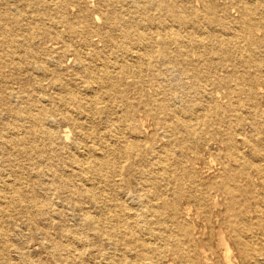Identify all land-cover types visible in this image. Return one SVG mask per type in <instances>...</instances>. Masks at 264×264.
<instances>
[{
  "label": "bare ground",
  "instance_id": "obj_1",
  "mask_svg": "<svg viewBox=\"0 0 264 264\" xmlns=\"http://www.w3.org/2000/svg\"><path fill=\"white\" fill-rule=\"evenodd\" d=\"M4 1L6 6H13L14 9L22 7L26 3L24 0ZM174 1H179L177 4L179 12L175 15V21L180 24H191L193 21L190 20L189 15L184 14L186 8H190L197 17V21L193 25L199 32L203 23L207 22L206 26L219 19L218 12L221 9L230 8L237 12V16H232L226 22L227 25L223 27L236 29L235 35L248 44L247 47L251 54V57L246 61L248 71L244 70L238 80L242 84L238 86L240 94L242 93L248 100L243 107L244 115L250 123L254 122L256 116L264 118V103L261 108L259 106L261 104L250 97L252 91H263L260 83L264 85V73L259 69V66L261 67L264 63V0ZM149 2L152 5H148V10L152 7L169 8L172 1L150 0ZM44 3L51 5V18H57L59 12L65 13L69 9L82 15L86 22L89 23L90 20V28L87 27L88 24L72 27L71 21L65 17L63 29H60L59 26L52 29L48 27L50 24L48 22L45 27L21 33L19 21L14 14L9 17L4 14L0 15V51L15 55L18 62L13 66L17 70L21 69L19 63L20 61L22 63L23 60L28 68L35 73V76L49 75L44 79L48 81L47 84L52 91L49 96L42 93L41 95L49 97L52 103L55 102L51 103L48 108L39 107L40 111L34 108L35 112L25 114L26 121H33L35 125L26 127L24 130L31 134L41 131L49 136L56 135L60 121L51 114L50 110L54 109L60 111L66 123L70 119L74 124H79L82 129L80 134H97L105 137L106 141L107 138H110V141L103 146L100 143L96 148L92 144L93 152L97 153L93 159L94 167H90L89 154L85 153V149H82L83 152L80 151L79 160L69 161L66 165V171L69 172L71 179H66V182L62 180L60 170L54 169L50 172L51 176L57 180L54 183V189L63 194L65 200L62 201L66 202L70 209L72 208L81 215V223L76 224L77 226H74L72 230L69 229V235L64 234V228H61L57 235L60 240L50 241L47 239L45 244L51 248L63 250V242L67 238L70 239L73 248H69L68 252L75 254L74 250H77L75 259L79 261V264H134L140 259H148L149 264H157L158 257L153 258L149 255L152 250L151 246H148L151 244L150 239H143L141 235H138V231L140 232L141 226H143L146 228V233H149L152 224L158 225L160 231L163 223L162 215L165 214L167 218L173 220V214L177 210L176 199L185 197L196 203L195 214L202 221V230L199 231L201 235L190 238L189 245L185 247L179 241L167 240L162 233L155 232L154 234V239L161 243L164 250H169L170 255L178 257V261L174 264H264V231H261L264 230L261 229L264 228V218L259 219L255 213L253 219L248 215L249 211L255 210L257 200L248 199L246 193H252L250 187L239 188L244 197L238 201L234 199L232 192L227 191L228 167L222 159L223 155L231 156L241 164L240 171L252 168L258 173L257 162L264 161V144L261 140H243L241 142L243 146H248L250 149L244 151L238 145L234 148L230 147L225 143L224 138H222L221 148H213L202 137L188 143L185 142L187 140L184 137H177V141H172L170 146V152L174 157L172 162L158 159L151 164L147 161L148 164L144 169H137L131 165L121 166L119 160L114 156L120 151L122 143L126 140L124 136L119 135L120 133L128 135L126 137L139 136L135 123L137 118L133 109V100L141 101L142 94L129 96L126 89L142 86V79L139 78L137 72L163 73V69L152 68L149 65L151 57L158 58L159 56L160 59L161 56L164 59L170 57L172 66L176 69L172 74L175 80L182 82L183 79L190 78L200 80L203 84L209 82L208 76L215 72V67L204 59L205 56L197 62L190 59L193 54L199 51L194 38H183L178 28L171 31V25H178L175 21L165 23L161 20L158 22L163 32L159 37L150 39L141 33L134 37L127 26L135 23L132 9H139L136 7V5L139 6V2L137 3L136 0H110V2L97 0V3L93 2L94 4L92 0H48ZM37 16L32 15V18L37 20L41 18ZM159 17L160 15L149 16L147 21L154 23L153 19ZM48 20L55 24L60 21L58 19ZM167 28L169 30H166ZM51 35L59 40L50 43L43 40V37ZM93 35L98 36L103 42L101 47H97L91 38ZM40 41L51 47L47 48L45 55L38 57L34 54V45L35 43L39 44ZM59 43L61 46L58 45ZM78 48L82 49L78 50ZM63 51H67L66 57L73 60L70 68L62 63L63 55L61 53ZM255 53L260 56L259 66L253 58ZM202 60L203 63H199ZM74 63H76L75 67ZM166 70L168 71V69ZM132 73L135 78L129 76ZM233 74L218 78L216 83L227 85L232 80ZM200 76H204V79ZM40 77L39 79L42 80ZM128 77L132 79L128 80ZM40 83L42 84V82ZM117 83L121 88L117 86ZM251 83H254L255 88L249 87ZM155 94H157V87L151 97ZM29 99L32 101L35 98L31 96ZM5 103L6 100H3V105ZM96 103L101 106L97 108ZM118 103L126 106L121 107ZM169 106L172 105L165 100L158 103L161 110L170 109ZM170 110L168 125L172 129L170 131L172 134L175 133L174 129L177 126L186 127L191 120H194L193 117H190L191 114H185L186 119H183L184 117L181 119L179 110L176 108ZM247 111L250 116L246 113ZM20 112H16V115L20 116ZM148 114H150V109H148ZM101 117L105 119L103 127L98 126V119ZM44 120H47L48 125H56L55 127L58 129L50 126L42 127L40 124ZM200 120L202 121V119ZM113 121L116 123L115 127L120 131L119 134L111 133L107 126ZM124 122L127 123L126 126L121 127ZM66 123H63L60 130L63 143L69 139ZM163 123L162 121L160 127ZM262 125L264 127V124ZM140 126H144V123H139ZM117 134L118 136H116ZM77 135L78 133L75 134V137ZM153 135L154 131L149 134V137ZM149 137L147 141L151 149L157 139L151 140ZM74 140L73 142H75ZM73 142L69 145L64 143L65 152L75 150ZM133 142L134 140H131V143ZM30 146L36 147L32 143ZM204 149L206 154L202 153ZM216 151L223 153L217 160L220 164L219 173L222 170L220 174L222 178L206 182L204 180L209 178L213 166L210 153L214 154ZM73 164H77V166H73ZM43 173V170L35 171V174ZM30 174L27 173V177ZM248 174L250 175V172H247L246 177H249ZM165 175L168 177V183L172 184L170 189L165 188L164 184L160 182L161 178H165ZM96 178L97 187H95L94 181ZM190 182L200 188H195ZM28 184V190L31 191L28 195V206L38 207L37 213L45 215L50 220L46 224L47 229L57 227L58 224L54 218L64 217L57 206L60 204L67 207V205H64L62 201L59 204H56L58 201L53 203V192L48 193L47 201L44 199L43 202L37 199L36 193H33L36 185L32 182ZM40 188L43 193H47L46 186ZM21 192H24L23 188L16 186L14 180L4 179L0 183V203H5L8 207L9 203L18 198ZM7 194L12 195L7 196ZM260 195L263 196L260 202L264 206V183ZM166 205L169 207V211L166 210ZM3 208L1 207L0 210ZM190 211L191 208L188 206L182 209L183 219L191 217ZM262 213L264 217V208ZM3 229L4 227L1 226V252L5 254L9 249H14L16 252L22 251L24 244L19 242L18 238L10 239ZM80 230H91L92 234L97 237V243L101 242L108 248L106 250L101 248L100 253L97 254V248L85 247L86 241L79 236ZM140 236L142 240H139ZM60 254L65 260L63 252ZM107 260H111V262L108 263Z\"/></svg>",
  "mask_w": 264,
  "mask_h": 264
},
{
  "label": "rangeland",
  "instance_id": "obj_2",
  "mask_svg": "<svg viewBox=\"0 0 264 264\" xmlns=\"http://www.w3.org/2000/svg\"><path fill=\"white\" fill-rule=\"evenodd\" d=\"M44 1L48 0H24V3L26 2L23 4L24 6H19L17 9H14L13 6H6L4 0H0V15L4 14L6 17H9L14 14L19 21L18 24L21 33H25L28 30H36L38 27H45L48 25V22L50 23L48 27L52 29L57 28V26L63 29L65 17L71 21L72 27L88 24L87 27L90 28L89 19H87L89 20L88 23L83 19L82 15L76 14L75 11L69 9L67 12L65 11V13L59 12L56 16L57 18H54L60 20L59 23H53L48 20H54L51 18V5L44 3ZM95 1L97 3V0H92V3ZM136 1L137 3L139 2V6L136 5L139 9H132L135 23L127 26V29L134 37H136L138 33L150 39L151 37H159L163 30L158 20L165 23L175 21V15L179 12L177 7L179 1L175 2L174 0H170L172 1L171 7L166 9L152 7L149 8V10L148 5H152L149 2L150 0ZM225 1L229 2L228 0ZM108 2H110V0H108ZM36 14L41 18L38 20L33 19L32 15L35 17L37 16ZM184 14H188L190 20L193 22L191 24H180L175 21L178 25H171V31L178 28L183 38L193 37L194 41L198 44L199 51L192 55V58H190L191 61L197 62L205 56L204 59L215 67V72L209 74L208 83L206 82L203 84L200 80H192L190 78L183 79L181 82L180 80H175V77L172 75L175 73L176 69L172 66L173 63H171L170 57L166 59L162 56L161 59L159 56L158 58L151 57L149 65L152 68L163 69V73L137 72L139 78L142 79V86L140 88L129 87L126 89L129 96H135L138 93L142 94L141 101L133 100V109L137 118L135 123L138 127L139 136L134 138L126 137L128 135L120 133L119 129L115 127L116 123L114 121L107 125L111 133L113 132L116 134L117 132L118 134L120 133L119 135L126 138L125 142L122 143V147L120 146V151L114 155L119 160L121 166L127 167L131 165L137 169H144L148 162L152 164L158 159H165L172 162L174 157L170 152V146L172 141H177V137H184L187 143L202 137V139L208 142V144H211L213 148H221L223 145L222 138H224L225 143L229 144L230 147L234 148L238 145L242 147L244 151L250 150L248 146H243L241 143L245 139L246 141L258 139L264 144V127L262 125L264 124V118L256 116L254 122H248V119L245 118L244 115L245 111H243V107L248 100L242 93L240 94V89H238V86L242 85L238 81L239 76L244 70L248 71L246 61L251 57L247 47L248 44L235 35L236 29L223 27L227 25L226 22L229 21L232 16H237V12H234L230 8L221 9L218 12L220 16L219 19L206 26L205 24L207 22L203 23L200 32L196 29L197 27L193 25L197 21V17L193 14V11L190 8H186ZM157 15H160V17L158 19H153V21H155L154 23H148L147 19L149 16ZM170 27L168 28L170 29ZM168 28L166 30H169ZM52 36L53 35L45 36L43 40L49 41V43L54 40H59ZM91 38L96 43L97 47L103 45V42L98 36L93 35ZM60 44L61 43L58 45L61 46ZM34 47V54L40 57L45 55L44 53L47 51V48L51 46L48 47L40 41L39 44L35 43ZM80 49L82 48H78V50ZM216 52H218V54H216ZM61 54L63 55L62 63L67 68L72 67L73 60L66 57L67 51H63ZM253 58L259 66L260 56L255 53ZM16 62H18V60L15 55L0 51V183L4 179L14 180L16 186L23 188L24 192H21L22 194L20 193L21 196L19 194L18 198L13 199L8 207L5 203H0V206L4 207L0 210V227H4L3 230L10 239L16 240L18 238L17 240L22 242L24 247L22 251L18 250L19 252L14 251V249H9L5 254L0 250V264H79V261L75 259L77 250L73 249L75 254H69L68 252L69 248H73L70 239L67 238L65 239L66 241L63 242V250H59L55 247L51 248L45 244L47 239L50 241L60 240L57 235L61 231V228H64V234L69 235L70 230H72L74 226H77L76 224L81 223V215L75 212V210H72V208L70 209V207H68L69 205L62 201L65 200L63 199V194L58 193L54 189V183L57 180H55V177L51 176L50 172L57 169L62 173V180L66 182V179H71L69 172L66 171V165L69 161L76 162L79 160L81 156L80 151H82V149H85V153L89 154L88 159L90 167H94L93 159L95 157L94 155H97V153L95 154L93 152L92 144L97 148L100 143L101 146H103L109 142L110 138H107L106 141L104 139L105 137L97 134H80L82 129L79 124H74L70 119H68V123H66L60 111L54 109L50 111L52 115L59 119V129L58 127L56 128L54 124L48 125L47 120H44L40 125L44 128H46L45 126L55 127L58 129L56 135L49 136L41 131L34 133L36 135L28 133L29 131L26 132L24 129L35 125V123L33 121H26L24 115L29 112H35L36 110L34 108L50 107L52 103V101H50L51 99L49 100V97H43L41 93L49 96L52 89L48 86V81L44 79L48 78L49 75L35 76V73L28 68L26 62L23 60L22 63L21 61L19 63L21 69L17 70L13 66ZM199 63H203V60ZM75 65L76 63H74V67ZM171 68L174 69L172 70ZM166 69H168V71ZM259 69L264 73V63L261 67L259 66ZM230 73H234L230 83L227 85L216 83L218 78ZM120 75L121 73L119 72V76ZM39 76H41L40 78H42V80L39 79ZM129 76L134 77L133 73L129 74ZM200 77L204 79V76ZM131 79L132 78L128 77V80ZM40 82H42V84ZM262 84L263 83H260L263 89L262 92L252 91L250 95L251 98L261 104L259 105L261 108L264 103V85ZM117 86L121 88L118 83ZM156 87L157 94L151 97L152 93L156 91ZM249 87H251V89L255 88L254 83H251ZM31 96H34L36 100L34 99L31 101L29 99ZM3 100H6L4 105ZM161 100H165L168 104H171L172 106H169L170 109L176 108V110H179L181 119L183 117V119H186L185 114H191L192 116L190 117H193L194 120H191L186 127L177 126L174 129L175 133H170L172 129L169 127L168 122L171 110L168 108L161 110L158 107V103H160ZM118 105L121 107L126 106L122 103H118ZM95 106L99 108L101 104L99 105V103H96ZM148 109H150V114H148ZM145 110L147 111L145 112ZM19 111H21L19 113L20 116H17L16 112ZM246 113L250 116L248 111ZM68 114L69 112L67 111V115ZM200 119H202L203 122ZM104 121L105 119L103 117L98 119V126L103 127L105 125ZM162 121L164 123L162 127H160ZM141 122L144 123V126L139 127V123ZM63 123H66L69 138H67L68 140L64 143L69 145L73 142L74 138H76V140H74L75 142H73L75 150H68L67 152L64 150L65 144L62 141L60 132ZM126 124L127 123L124 122L121 127L126 126ZM152 131H154V135L149 137ZM76 133H78V135L75 137ZM118 134L116 136H118ZM148 137L151 140L157 139L156 142L153 143L155 147L152 145L153 148L151 149L147 141ZM131 140H134V142L131 143ZM29 143L36 145L37 148L31 147ZM78 146H83L84 148L82 147L79 149ZM202 153L206 154V150H202ZM222 154L221 151H216L214 154L210 153L213 166L211 167L209 178L204 181L207 182L209 180H219L222 178L220 175L222 170L221 173H219L220 164L217 162L219 156ZM231 158L232 157L228 155H223L222 157L225 165L228 167V175L226 176V179H228L226 185L227 191L232 192L234 194V199L238 201L244 197L239 191V188L250 187L252 193H246V195L248 194V199L252 198L257 200V205L254 207V211H249L248 215L253 219L255 213L259 219H263L262 209L264 206L260 202L263 196L260 194L264 183V161L260 160L257 162L259 169L257 173L252 168L240 171L241 164ZM73 166H77V164H73ZM37 170H43L44 173L35 174ZM247 172H250V175L248 174L249 177H246ZM27 173H31L29 177H27ZM233 176L236 177L233 178ZM94 181L95 187H97V178L94 179ZM29 182L36 185L33 189V193H36L37 199L43 202L45 200L47 201L49 197L48 193L53 192V203L58 201L56 204H59L60 201H62L64 205H67V207H63L60 204L57 206L64 215V217L61 218H54V221H57V227L47 229L46 224L50 222V220H48L45 215L37 213L38 207L28 206V195L31 193V191L28 190ZM160 182L164 184L165 188L170 189L172 186L171 183H168L167 175H165V178H161ZM190 184L195 188H200L191 182ZM44 186L47 187V193L41 191L40 187ZM11 195L12 194H7V196ZM185 206L191 208V217L186 220L182 217V209ZM176 207L177 210L173 214V220L167 218L165 214L162 215L163 223L160 227V231L158 230V225L154 224L150 225L151 230H149V233H146V228L143 226H141L142 229L140 232L138 231V235H141L143 239H150L149 241L151 244L148 246H151L152 250L149 255L153 258L158 257L157 264H174L178 261V257L176 255H170L171 253L169 250H164L161 243L154 239L155 232L162 233L167 240L179 241L181 242L180 244H183L185 247L189 245L190 238L201 235L199 231L202 230V221L195 214V207L197 208L196 203L189 201L185 197H180L176 199ZM166 210L169 211L167 205ZM92 233L91 230H80L79 236L85 239V247L90 246L91 249L97 248V254L100 253L99 250L101 248L106 250L108 247L103 246L101 242L97 243V237ZM141 236L139 240H142ZM60 252H63L65 255V260L62 259ZM148 261V259H140L134 264H149ZM107 262L110 263L111 260H107Z\"/></svg>",
  "mask_w": 264,
  "mask_h": 264
}]
</instances>
